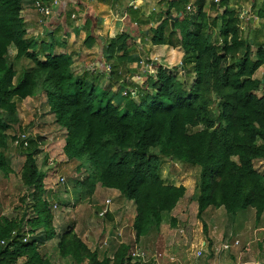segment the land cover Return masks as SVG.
I'll use <instances>...</instances> for the list:
<instances>
[{
    "label": "trees",
    "instance_id": "obj_1",
    "mask_svg": "<svg viewBox=\"0 0 264 264\" xmlns=\"http://www.w3.org/2000/svg\"><path fill=\"white\" fill-rule=\"evenodd\" d=\"M25 3L0 0V149L6 143L5 132L19 122L14 99L22 101L40 92L55 124L65 132L63 155L77 163L75 173L81 178L72 181L74 190L81 201H89L99 186L133 202L135 242L158 231L163 215L185 195L183 186L165 185L160 178L159 169L167 161L199 169L198 195L193 198L198 218L211 208L223 209L228 217L252 209L255 220L260 219L264 172L256 171L254 163L264 161V80L254 76L264 66V42L251 39L253 50L227 0H196L192 11L187 10L188 0H169L166 12L156 20L135 18L131 31L109 39L101 48L102 70L111 82L128 86L118 105L113 104L110 88L98 85L104 72L76 77L73 55L55 51L62 43L55 41L54 33L46 32L49 42L29 33L20 17ZM255 17L264 20V7ZM152 23L158 24L152 28ZM138 37L149 38L153 47L180 49L182 81L157 65L154 77L146 78L148 89L136 91L135 103L128 80L120 75L137 49ZM94 41L88 34L82 46L89 50ZM10 48L14 61L28 60L33 68L17 76L9 65ZM37 144L29 139L25 148L15 147L25 156L23 183L35 202L34 217L0 222V240L6 242L0 247V264H50L36 242H22L25 235L33 240L56 238L47 202L40 199L45 174L35 166ZM6 171L0 152V173L5 176ZM175 223L169 219L171 227ZM72 230L65 226L58 236L59 251L63 240L67 243L64 258L76 264L83 258L89 264H139L128 257L130 244L122 245L112 259L97 260Z\"/></svg>",
    "mask_w": 264,
    "mask_h": 264
},
{
    "label": "rangeland",
    "instance_id": "obj_2",
    "mask_svg": "<svg viewBox=\"0 0 264 264\" xmlns=\"http://www.w3.org/2000/svg\"><path fill=\"white\" fill-rule=\"evenodd\" d=\"M189 1V8L192 11L194 9L192 4L196 0ZM205 1L210 2V0ZM31 7L36 17L39 18L33 6ZM227 7L235 11L237 23L243 29L246 38L264 42V20H259L255 17L256 12L263 9L264 0H227ZM53 12H50L51 16ZM209 16L217 17L218 14L209 13ZM46 20L48 18L44 19L43 22H46ZM39 26L38 32L30 31L29 33L32 36L46 38L47 30H44L45 25L43 24L44 29L40 23ZM64 36L67 39L63 43L59 41L63 37L62 32L55 35V41L62 43L56 47V50L60 48V52L66 53L81 50L83 39L79 41L77 46H71L72 43H69L70 41L68 40L70 33L64 34ZM46 42H49V39H46ZM251 46H253V43ZM252 48L255 50V46ZM158 51V55L161 57V59L157 58L158 64L168 70L169 74L176 76L177 81H182V72L179 67L182 51L179 49L174 52L170 49L167 50V47L165 50L159 49ZM14 54V49L10 48L9 65L16 71L17 76L23 71H29L33 68L34 65L28 60L14 61ZM141 55L137 50L131 53L126 64L127 67L125 66V68L121 69L120 75L121 80H130V77H135L132 76L133 74L139 73L141 75V79H131L132 83L129 84L132 89L130 90L132 100L135 103H138L136 91L148 89L149 83L146 78L149 75L153 76L158 65V61L146 60ZM158 55L154 56L158 57ZM93 58H96V54L92 52L86 53V56L82 57L79 62H84L85 65L91 67L92 61H94ZM39 60L44 61L43 57H40ZM140 60L143 62L142 68L140 66L131 68V65ZM76 69L77 67L72 68V72L75 75ZM254 78L264 80V66L256 72ZM98 85L100 88H110V92L114 96L113 104L115 105L122 102L128 89V86L122 85V82L116 84L107 78H100ZM14 102L19 122L5 132L6 143L0 149L7 166L6 175L4 176V174L0 173V222L4 220L17 222L24 217L25 221H27L34 217L32 207L35 202L32 199L31 192L23 183L25 156L14 147L15 144H12L10 140L13 136L23 131L30 139H36L38 142L34 156L35 166L40 174H45L42 180L43 195L40 199L47 202L52 217L51 224L56 230V238L41 239L37 237L35 240L29 239L26 243L36 242L39 252L46 255L50 264H76L70 258L67 259L68 257L64 258L62 256L67 245L65 240H63L62 249L59 251L58 236L62 234V228L65 226L72 227V233L77 240L90 252H95L99 261L102 258L112 259L121 250L122 245L126 244H130L128 253L131 249L144 251L143 253L149 264H192V262H194L193 264H235L240 261L243 255L247 256V254H249L248 264H255L254 260H259V257L251 256L253 252L255 254L259 252L258 245L253 246L242 243L244 242L242 239L231 242L230 236H233L231 228L241 226L244 221L239 215L241 213L226 219L223 209H218V211L212 209V214L213 212L215 213L211 219L207 220L203 217V214L201 218L197 217V204L193 198L198 195L199 169L174 160L162 163L159 169V176L165 185L183 186L185 195L176 208L169 214L163 215L159 243H154L150 251L144 250L137 242L138 240L135 242L134 233L133 236L131 234L135 216V205L133 202L124 201L116 191V193H112L107 189H98L97 193H94L89 201H81L79 192L74 190L72 182L77 178H81L78 173H75L77 163L68 161L62 153L65 132L55 124L53 115L46 104L44 94L38 92L33 97L22 101L14 99ZM210 109L216 113L217 109L214 105H211ZM254 168L258 172H264L262 170L264 162H255ZM103 193H106L108 197L102 195ZM104 197L108 199L106 200L107 202L109 201L108 204L104 201ZM118 199L123 201L122 204H119ZM102 202L103 204H101ZM118 204L121 205V210L115 211ZM98 213L103 215L98 217ZM171 218L176 220L172 227L169 226V219ZM213 221L216 224L215 227L211 225ZM253 223V221H249L245 226L249 227L252 225L249 229L251 233L259 227L257 223L253 226ZM227 224L231 227L229 230L225 226ZM203 226L206 227L209 234V239L206 238L207 241H205ZM24 229L25 232L28 231L25 225ZM202 242H205L204 246H201ZM234 242H237V244L230 249L222 253L217 252L224 244L233 245ZM260 247V251L263 252L264 243L260 244ZM199 251L201 255L197 257ZM158 254L161 255L159 259L155 257ZM212 259L214 261H211ZM135 263H138V261H135ZM259 263L264 264V261ZM82 264H89V259L83 258Z\"/></svg>",
    "mask_w": 264,
    "mask_h": 264
},
{
    "label": "crops",
    "instance_id": "obj_3",
    "mask_svg": "<svg viewBox=\"0 0 264 264\" xmlns=\"http://www.w3.org/2000/svg\"><path fill=\"white\" fill-rule=\"evenodd\" d=\"M34 1L35 0H25L26 2L25 7L21 11L20 16L23 19V21L28 24L29 32L33 31L35 33V32H38L37 29L39 30L40 28L39 23L41 25V22L43 21V19H41L40 17L37 18L36 14L32 10L31 6H33ZM158 1L159 0H118V2H115L112 0H61L59 5L54 9L53 15L50 18H48L46 22L44 21L42 23L45 25V29L42 25L41 26L44 30H47L50 33V35L54 33V36H55L59 32H62L63 41L67 39L66 36H64V34L70 33L68 40L70 41L69 43H72L71 46H77L79 44V41H81V39L84 40L85 37L88 34H90L95 40L91 49L88 50L82 46L81 50L79 49L78 51H69L68 53L69 54L71 53L73 55L72 68L77 67L76 75L74 74L76 77H82L87 72L89 73L91 72L92 75H95L98 72L99 73L104 72L102 70L104 67V64L101 60L102 46H104V44L109 39H112L115 36L123 32L131 31V28L129 29V27L136 26L135 18L153 16V19L156 20L159 17L158 15L159 13L166 12L165 3L169 0L167 1L160 0V2ZM189 4H190V1H189ZM189 4H188V7H189ZM127 9H129L130 11ZM157 24L158 23H152L150 26L152 28H155ZM46 39H49V37L42 38V40H45V42H46ZM135 43L137 44L136 50L142 54L141 57L148 56L149 60L151 59V60L158 61L157 58L161 59V57L158 55L159 54L158 50L159 49L165 50L166 48V47L151 46L149 43V38H145L141 40L138 37L136 38ZM168 49L169 48H167V50ZM170 50L177 52L179 49H175V50L170 49ZM55 51L58 53L60 52V49L59 50L55 49ZM90 52L96 54V58L95 59L93 58L94 61H92L91 67H88L87 65L84 64V62H81V61L79 62V60H81L82 57L84 58L86 56V53H90ZM154 55H158V57ZM158 63L159 61L157 62V64ZM142 64L143 62H141L140 60L139 62L131 65L132 66L131 68H135V67L138 68V66L141 67ZM158 65L160 66V64ZM140 67L139 69L142 68ZM132 76H135L134 78H137V79L141 77L139 73L133 74ZM102 78H107L109 80L105 72L102 73L101 79ZM134 78L130 77V80L127 81V84H131L132 83L131 79H134ZM262 170H264V168H262ZM98 189L102 190L105 188H100L99 186H97L94 193H97ZM107 190L111 191L112 193L117 192V191L115 192V190H110V189H107ZM102 195H106V193H103ZM105 197H108V195H106ZM106 200L108 199L105 198L104 201ZM122 200L124 199L122 198ZM118 202H120L119 204H122L123 201L118 199ZM101 204H103V202ZM119 204H118V207H116L115 211L121 210L120 208L121 205ZM211 211H213L211 208L206 209L203 213V217L206 218L207 220L214 217L213 214L215 212H213L212 214ZM214 211H218V209ZM239 213H241L239 215L244 220L241 226L239 227L236 226L235 228H231L229 224L225 225L227 226L228 230L230 228L231 230H233L231 231V233H233V236L232 237L230 236L231 242L237 239H242V241H244L242 243L253 245V246L258 245L257 248L259 252L258 253L256 252L257 254L253 252L251 256H255V258L259 257V260L258 259L254 260V263L260 264L259 263L260 261L261 262L264 261V250L263 252L260 251V248H261L260 244L264 243V232H263L264 231V212L262 213L258 221L255 220V212L252 209H248L246 211L239 212ZM224 215L226 216V219H228L227 218L228 216L225 213ZM245 221L247 222L246 224H245ZM249 221L254 222L253 226H255L256 223L259 224V227L255 229L252 233L249 231L252 225H250L249 227H245ZM162 225L163 223H161V226L158 231L151 232L147 236L141 237L137 241L139 245L143 247L144 250L150 251L154 243H157V244L159 243V234L161 233ZM211 225L215 227L216 224H214V221H213ZM206 232L207 230L204 232L205 241H207L206 238L209 239V234L207 232V235H206ZM131 234L133 236L132 231H131ZM204 245H205V242H202L201 246H204ZM248 257H249V254H247V256L243 255V257L240 258V261H243V262L240 263V261H237V263L235 264H248L247 262ZM211 261H214V259H212ZM193 263L194 262H192V264Z\"/></svg>",
    "mask_w": 264,
    "mask_h": 264
},
{
    "label": "built area",
    "instance_id": "obj_4",
    "mask_svg": "<svg viewBox=\"0 0 264 264\" xmlns=\"http://www.w3.org/2000/svg\"><path fill=\"white\" fill-rule=\"evenodd\" d=\"M61 0H47L46 2L42 1V0H35L33 2V8L35 10V12L38 14V16L41 19H47L49 18L50 12L54 11V9L59 5ZM187 10H189V7H187ZM43 22V21H42ZM41 22V25L43 26ZM30 138L25 135L24 133H19L16 137V139L12 142V144L14 143L15 146L14 147H18V146H22L23 148H25L28 145V140ZM61 182H63L61 180ZM109 201H106V204H108ZM103 214L98 213V217H101ZM12 236H14V234L12 233ZM29 240V236H26L22 239L23 243H26ZM237 242H234L233 245L230 244H224L223 246H221V248H219L217 250L218 253H222L224 251H226L227 249H230L232 246L236 245ZM6 245V242L4 240H0V247H3ZM144 251H142L141 249H131L130 252L128 253V257L130 258L132 263H135V261H138V263L140 264H149L148 259L146 258L145 254L143 253ZM201 252L199 251L197 253V257H200ZM157 259L161 258V255L158 254L155 256ZM152 263V262H150Z\"/></svg>",
    "mask_w": 264,
    "mask_h": 264
},
{
    "label": "water",
    "instance_id": "obj_5",
    "mask_svg": "<svg viewBox=\"0 0 264 264\" xmlns=\"http://www.w3.org/2000/svg\"><path fill=\"white\" fill-rule=\"evenodd\" d=\"M252 43V41L250 40V44Z\"/></svg>",
    "mask_w": 264,
    "mask_h": 264
}]
</instances>
